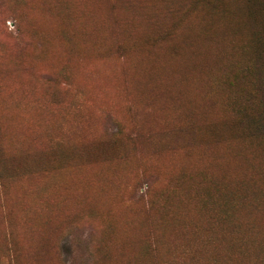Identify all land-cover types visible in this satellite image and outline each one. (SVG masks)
<instances>
[{
    "label": "rangeland",
    "instance_id": "374dc122",
    "mask_svg": "<svg viewBox=\"0 0 264 264\" xmlns=\"http://www.w3.org/2000/svg\"><path fill=\"white\" fill-rule=\"evenodd\" d=\"M258 84L264 0H0V264H264Z\"/></svg>",
    "mask_w": 264,
    "mask_h": 264
},
{
    "label": "trees",
    "instance_id": "16d2710c",
    "mask_svg": "<svg viewBox=\"0 0 264 264\" xmlns=\"http://www.w3.org/2000/svg\"><path fill=\"white\" fill-rule=\"evenodd\" d=\"M256 91L258 92L255 97L253 98V100H257V96H259V94H261L264 97V86L263 84H258V86H256ZM252 120V121H251ZM250 123V127L254 130V131H264V106L262 107V109L258 112L253 113V115H249L248 117H246L245 122L246 123ZM247 240V239H246ZM247 242L245 241L244 244H246ZM65 255L70 254L68 252V250H64Z\"/></svg>",
    "mask_w": 264,
    "mask_h": 264
}]
</instances>
